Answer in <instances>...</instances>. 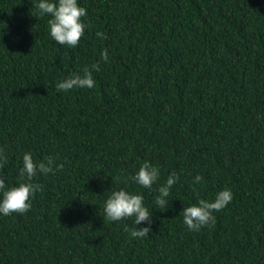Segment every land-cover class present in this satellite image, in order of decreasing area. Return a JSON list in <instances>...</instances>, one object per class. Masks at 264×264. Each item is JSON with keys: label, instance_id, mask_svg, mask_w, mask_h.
Here are the masks:
<instances>
[{"label": "trees", "instance_id": "1", "mask_svg": "<svg viewBox=\"0 0 264 264\" xmlns=\"http://www.w3.org/2000/svg\"><path fill=\"white\" fill-rule=\"evenodd\" d=\"M78 2L87 27L68 47L35 0H0V177L17 183L26 151L63 165L33 177L27 211L0 215V264H264V0ZM85 67L94 87L57 89ZM144 161L151 188L130 179ZM119 187L153 209L147 236L104 216ZM225 187L214 222L189 230L183 207Z\"/></svg>", "mask_w": 264, "mask_h": 264}, {"label": "clouds", "instance_id": "2", "mask_svg": "<svg viewBox=\"0 0 264 264\" xmlns=\"http://www.w3.org/2000/svg\"><path fill=\"white\" fill-rule=\"evenodd\" d=\"M35 8L38 15L48 16V34L52 41L59 45L76 47L80 38L85 32L87 25L82 17L86 9L78 0H35ZM98 37H103L102 32H97ZM103 60L108 59L107 50L101 51ZM97 68V65H92ZM95 85L92 71L85 67L82 73H73L60 79L56 87L61 91H68L73 88H92ZM3 149H0V160L3 159ZM53 157L49 156L43 161H36L30 151L22 154L21 165L18 168L17 183L6 186V181L0 177V215H9L13 212L23 213L31 207V196L40 191V184L33 182V177L38 174L53 172L56 168L62 167ZM159 168L149 161H144L130 177L136 184L151 188L158 180ZM178 179L177 174L172 172L166 180L158 186V194L155 196V205L159 209L169 206L168 196L171 187ZM202 179L197 175L196 182ZM126 183V182H125ZM232 192L225 187L215 193L211 200L198 199L196 203L183 207L182 217L184 224L189 230H199L202 225L214 222L213 210L219 211L232 199ZM142 193L132 192L126 187L113 189L103 202V214L111 221H118L125 217L134 218V228L129 229L132 238L145 237L151 231L152 210L145 205ZM147 223L142 224V222ZM139 226V227H138Z\"/></svg>", "mask_w": 264, "mask_h": 264}]
</instances>
